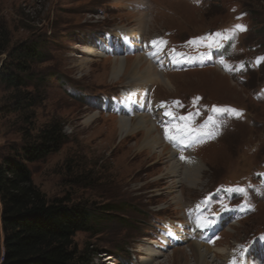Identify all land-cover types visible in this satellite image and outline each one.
Returning <instances> with one entry per match:
<instances>
[{
    "label": "rangeland",
    "instance_id": "374dc122",
    "mask_svg": "<svg viewBox=\"0 0 264 264\" xmlns=\"http://www.w3.org/2000/svg\"><path fill=\"white\" fill-rule=\"evenodd\" d=\"M24 44L41 57L25 87L0 77V161L62 128L59 150L27 166L49 201L92 216L74 264H141L151 243L164 255L149 264L184 262L194 243L210 264H264V0H0V72ZM144 57L139 75L112 78L120 58ZM149 62L171 87L139 84ZM123 118L153 125V149L146 130L123 135Z\"/></svg>",
    "mask_w": 264,
    "mask_h": 264
},
{
    "label": "trees",
    "instance_id": "16d2710c",
    "mask_svg": "<svg viewBox=\"0 0 264 264\" xmlns=\"http://www.w3.org/2000/svg\"><path fill=\"white\" fill-rule=\"evenodd\" d=\"M6 47L2 46L0 55ZM10 55L12 61L4 65L0 77L10 88L25 87L41 52L34 44H24ZM64 141L62 128L52 126L23 146L22 153L0 161V264L75 263L74 237L91 231L92 216L80 204L49 201L34 185L27 166L59 150Z\"/></svg>",
    "mask_w": 264,
    "mask_h": 264
},
{
    "label": "bare ground",
    "instance_id": "6f19581e",
    "mask_svg": "<svg viewBox=\"0 0 264 264\" xmlns=\"http://www.w3.org/2000/svg\"><path fill=\"white\" fill-rule=\"evenodd\" d=\"M127 32H129V33H127ZM127 32H125V35H127V37H129L131 35H133V36L136 37L137 36L136 33H138V32H134V31H127ZM123 34H124V32H123ZM129 44L134 45V46H137V47L140 46L139 42H137L136 40L131 41V43H129ZM145 62H148L145 59V57L144 58H136L135 60L133 59L132 62H129L127 59L125 60L124 58H120L119 61H117V62H115L113 64V67H112V78L114 80H119L120 77H124V76H128V77L130 76V77L133 78V77L139 75V73H140V67L143 66V63H145ZM148 64H149L148 67L145 68L146 69L145 73H143V75H141L142 76L141 77L142 81L139 84L143 83V84H147L148 85L151 82H159L160 84H162L163 86H166V87H171L172 86V81L169 78L164 77L163 76L164 74L160 73L155 67H153V65L150 62ZM161 114L164 117H168V115H167L166 112H161ZM94 117L95 116H92V117L88 118L87 121L92 120ZM129 120H130V118L129 119H125V118L122 119L121 126H120V131L123 133V135L124 136H128V138H129V137L135 135L137 133V130H139V129L146 130L147 136H148V137H146V142H147V146L146 147L153 149V145H151L152 142L151 141L148 142V140H147L149 138V136L154 132L153 125H151V126L150 125H147V123H150V122L147 119L142 118V120L139 122V125L140 126L137 125V127H133L131 125L132 124L131 121H129ZM156 140L158 142V137L156 138ZM162 143H164V142H162ZM184 146H185V143H183L181 145L182 148ZM142 149H143V147L140 150H142ZM174 154H176L175 151H174ZM188 163H189L188 164L189 167L190 168L192 167L197 172H199L202 169L201 163L195 157H192ZM172 168L173 169L174 168L175 169L176 168H179V165L177 163H175V164L173 163L172 164ZM192 168H191V170L189 168L187 169V173H186L184 179H185L186 183H188L190 186L195 187L197 185L198 181H197V177L195 175V172L194 173L192 172L193 171ZM197 175H199V174H197ZM200 213L201 212H199V213L196 212L195 214L199 217V214ZM194 220H195V218H194ZM195 221H199V220H195ZM203 228L205 229V226H203ZM191 236H193V235H191ZM173 239L175 241H179L180 242V241H188L189 237L188 238L181 239L178 235H174V238ZM208 248L209 247H204L203 245H201L199 243H194L193 244V247L189 251V253L186 256H184V262L182 260H180L179 264H189L188 263L189 257H190V259H193V260H191L193 264H210V262H212V259H211V256L209 257V253L211 251L209 252V249ZM142 250H143V248H142ZM144 251L149 256L148 258H145V259L142 260V263H144V264L152 263L155 260H157L159 257H161V256L164 255L163 251H161V249L159 250V247H158V245H156V243L155 244L154 243H151L149 246L146 247V249H144ZM217 251L220 254H222V255H227L226 253H229V250L226 249V248H218ZM179 252H180V249L177 250V251H174L172 253V255H170V256H168L166 258V260L175 257V255H177ZM143 256L145 257V255H143ZM111 260H112L111 257H105L103 259V263L104 264H110V261ZM208 260H210V262ZM168 264H170V263L168 262Z\"/></svg>",
    "mask_w": 264,
    "mask_h": 264
},
{
    "label": "snow or ice",
    "instance_id": "6c2138e0",
    "mask_svg": "<svg viewBox=\"0 0 264 264\" xmlns=\"http://www.w3.org/2000/svg\"><path fill=\"white\" fill-rule=\"evenodd\" d=\"M236 28L241 30V31L245 30L243 25H236ZM216 35L219 36L220 34L217 33ZM152 43H153L154 46L157 44L156 41H153ZM161 43H163V42H161ZM261 59H264V58H261ZM175 103H179V102H175ZM215 110L216 111H221L220 109H215ZM223 111H228V110L224 109ZM231 111H235V110H231ZM181 119H185V118L181 117ZM188 131H193V130L189 129ZM165 132H166L167 139H169L173 143H180V144L184 143V131L183 130H178L176 135H168V130L167 129L165 130ZM208 135H211V133H208ZM181 158L183 159V157H181Z\"/></svg>",
    "mask_w": 264,
    "mask_h": 264
}]
</instances>
